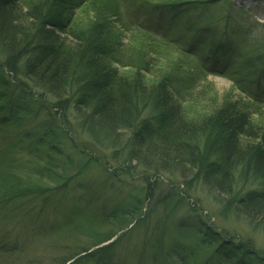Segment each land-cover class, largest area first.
<instances>
[{
    "label": "trees",
    "instance_id": "obj_1",
    "mask_svg": "<svg viewBox=\"0 0 264 264\" xmlns=\"http://www.w3.org/2000/svg\"><path fill=\"white\" fill-rule=\"evenodd\" d=\"M19 1L0 0V46L5 50V61L0 63V144L12 152L21 150L25 142H30V146L25 162L15 170L12 157L1 159L5 167L0 168V218L12 209L18 210V215L28 211L37 197H43V202L55 190L65 189L90 163L102 164L99 158L93 159L81 148L84 160L72 166L73 169L69 167V158L61 154V142H74L69 128L66 131L65 127L71 123L70 115L78 129L85 131L100 147L125 151L118 154L123 155V163L135 160L156 173L171 172L183 153L191 152L187 158L196 163V175L207 181L212 178L211 181L222 187L220 194L224 199L220 203L225 209L231 208L246 218L250 226L264 232V105L258 98L225 97L216 107L203 112L200 121L196 117L187 118L183 104L192 101L186 96L193 98L195 94L197 98L193 99H198L203 95V92L190 91L196 82L205 79L202 66L196 58L179 52L177 46L152 38L143 28L132 32L133 51L117 47L120 36L111 31L112 21L106 18L105 9L127 29L133 30L141 24L121 18L119 1L110 5L106 1L95 4L91 0H79L73 4L80 8L79 14L73 5L61 1L60 6V0ZM176 1L170 6L214 0ZM216 1L220 3L218 16L230 3ZM204 9L188 25L190 32L211 22L212 18L206 16L208 10ZM185 13L190 14L189 8ZM259 41L252 39L250 49L261 61L264 45ZM143 45L154 47L155 54L148 52L144 56ZM160 53H168L172 59L166 62V55L162 56L166 62L164 71L153 80L150 61ZM118 64L127 72L119 70ZM26 79L54 99L53 112L47 110L40 98L38 101L30 91L26 92L31 88L24 82ZM184 81L190 89L180 91L176 84L180 87L179 82ZM40 112L47 117L45 123L37 119ZM194 120L208 129L206 142L203 138L197 139L196 129L189 128L194 127ZM121 133L127 136L119 142ZM191 160L189 164L193 165ZM108 167L105 172L114 175L117 168ZM247 183L259 186L245 190ZM139 205L140 201H136L127 207L100 213L72 212L58 224L39 225L38 230L44 236L48 233L53 237L59 231H66L64 236L89 238L80 248L78 244L70 246L74 250L68 251L56 264H65L75 257L69 264H83L84 260L108 264L117 240L127 235L129 225L143 215ZM0 223H4L3 218ZM214 229L204 221L191 245L178 246L182 252L177 251L172 257L166 253L164 257L172 259L173 264H264L262 253L249 243ZM117 234L107 245L98 246ZM94 246L98 247L90 251ZM52 248L62 247L57 243Z\"/></svg>",
    "mask_w": 264,
    "mask_h": 264
},
{
    "label": "rangeland",
    "instance_id": "obj_2",
    "mask_svg": "<svg viewBox=\"0 0 264 264\" xmlns=\"http://www.w3.org/2000/svg\"><path fill=\"white\" fill-rule=\"evenodd\" d=\"M61 1L64 4L73 5L79 0L70 2L60 0V6ZM91 1L95 4L106 1L110 5L119 1V11L123 20L134 24L140 21L141 24L135 25L133 30L127 29L105 9L106 18L112 21L111 31L120 36L117 47L120 46L124 51L134 50L133 45L130 47L135 39L132 32L136 31V28H143L152 38L155 37L172 44L174 48L177 46L179 52L183 51L191 58H196L197 64L202 66L206 74L205 79H200L199 83L196 82L197 85L191 89L185 81L179 82L180 87L176 84L180 91L190 89L193 94L203 92L198 99H193L197 98L195 94L193 98L186 96L192 101L183 104L185 108L183 114L187 118L196 117L200 121L203 112L216 107L217 102H221L225 97L233 98V95L258 98L264 105V60L258 61L250 49L252 39L253 42L259 39V42L264 45V0L251 3L228 0L229 8L219 13L218 16L220 3L216 0L203 3L185 2L184 5L174 7L170 6V3L177 2L176 0ZM16 2L20 1L16 0ZM21 2L26 1L21 0ZM187 8L190 11L189 15L185 13ZM79 9L75 6L77 14H79ZM203 9L208 10L206 16L212 18L211 22L202 29L190 32L188 25L201 14ZM1 46L0 63L5 61V50ZM148 52L155 54L154 47L143 45V55L146 56L145 53ZM168 55L170 54L160 53L151 59L149 68L154 73L153 80H156L160 72L164 71V64L171 61L172 55L169 58ZM162 56L166 58V62L161 59ZM117 68L127 72V69L120 68L119 64ZM249 74L251 77L248 76ZM24 82L34 89H26V92L30 91L38 101L40 98L47 110L53 112L54 99L43 89L35 87L28 79ZM145 113L146 111L142 115L145 116ZM37 119L43 120L44 123L47 121L43 112L38 114ZM68 119L71 123L65 124L66 131L69 128V134L73 136L74 142L63 140L61 154L69 158V167L73 169L72 166L84 160L82 149L87 150L93 159L99 158L102 166L90 163L82 174L69 181L65 189L55 190L43 202V197H37L36 201L34 200L35 203L28 207V211L24 210L19 214L20 216L18 210L13 209L10 214L4 215L2 217L4 223H0V264H56L68 251L74 250L70 246L78 244L80 248L87 243L89 238L81 234L82 237L75 238H71L73 236L71 234L64 236L66 231H59L53 236L54 238L48 233L44 236L42 231L38 230L39 225L54 226L62 219L71 216L72 212L100 213L104 210L127 207L136 201H140L139 207L143 215L130 224L131 229L127 235H122L121 240H117L109 255L111 261L108 264H173L172 259L164 255L167 253L171 257L175 256L177 251L182 252L177 249L178 246L191 245L194 234L202 229L204 221L211 223L214 230L224 233V236L239 237L240 241L244 244L249 243L264 257V232L250 226L246 218L236 214L231 208L225 209V206L220 203V200L224 199V196L220 194L222 187L211 181L212 178L207 181L196 175V163L187 158L191 152L183 153L182 159L177 160L171 172L156 173L138 164L135 160L123 163V155L118 154H123L125 151L122 153L120 150L100 147L85 131L78 129L73 117L68 115ZM197 122L194 120V127L189 128L196 129L194 134L197 139H204L208 135H205L208 129L204 125H198ZM25 126L28 128L30 124L27 123ZM185 126L188 130V125ZM126 136L127 134L121 133L119 142L124 141ZM0 141H2L1 137ZM201 145L200 143L199 147ZM29 146L30 142H25L21 150L12 152L0 144V168L5 167L1 162L3 157L13 158L16 166L12 167L10 163L9 165L14 170L20 167L27 158ZM186 158L191 160L193 165H190V161L188 162ZM148 163L152 165V162ZM108 166L111 170L117 168L114 175L111 172H105V167L110 169ZM258 186L259 184L247 183L245 190L256 189ZM57 243L62 248L53 250V244L57 247ZM198 259H201V256ZM83 264H92V261L84 260Z\"/></svg>",
    "mask_w": 264,
    "mask_h": 264
},
{
    "label": "bare ground",
    "instance_id": "obj_3",
    "mask_svg": "<svg viewBox=\"0 0 264 264\" xmlns=\"http://www.w3.org/2000/svg\"><path fill=\"white\" fill-rule=\"evenodd\" d=\"M239 1H243L244 3H251V2L256 1V0H239Z\"/></svg>",
    "mask_w": 264,
    "mask_h": 264
}]
</instances>
